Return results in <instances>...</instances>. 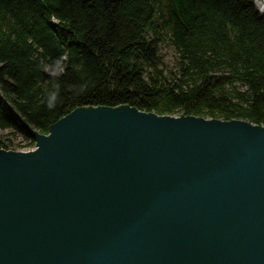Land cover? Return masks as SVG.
Listing matches in <instances>:
<instances>
[{
  "label": "water",
  "instance_id": "obj_1",
  "mask_svg": "<svg viewBox=\"0 0 264 264\" xmlns=\"http://www.w3.org/2000/svg\"><path fill=\"white\" fill-rule=\"evenodd\" d=\"M0 149V264H264V125L80 106Z\"/></svg>",
  "mask_w": 264,
  "mask_h": 264
},
{
  "label": "trees",
  "instance_id": "obj_2",
  "mask_svg": "<svg viewBox=\"0 0 264 264\" xmlns=\"http://www.w3.org/2000/svg\"><path fill=\"white\" fill-rule=\"evenodd\" d=\"M162 34L180 57L172 77ZM123 104L264 125V12L255 0H0V146L19 133L32 147L33 129L78 106Z\"/></svg>",
  "mask_w": 264,
  "mask_h": 264
},
{
  "label": "rangeland",
  "instance_id": "obj_3",
  "mask_svg": "<svg viewBox=\"0 0 264 264\" xmlns=\"http://www.w3.org/2000/svg\"><path fill=\"white\" fill-rule=\"evenodd\" d=\"M256 4L258 5V7L260 8L261 11L264 12V4L262 3L261 0H255ZM162 42L160 44V56L162 57V62H163V67L166 69L167 74L169 75V77L175 76L177 73H179V66H180V57H179V53L176 50L174 44L171 42L170 38L167 37L166 35L162 34ZM48 73H55L58 72V69H50L48 68ZM129 105V104H127ZM85 106V105H82ZM89 106H95V105H89ZM98 106V105H97ZM107 106V105H105ZM80 107V106H78ZM77 108V107H76ZM37 131L39 133V130L37 129H33V133ZM8 130H0V137L2 139H4L5 136H7ZM50 132V130H49ZM48 134V133H45ZM14 135V136H13ZM14 139H12V143L8 142V147L1 145L0 149H6V150H13V151H24V152H28V151H33L36 150L38 148L37 146V140L36 137L34 136V142L35 144H33L32 147H28L25 146L26 141H24L22 139V135H20L19 133L17 134H12L11 135Z\"/></svg>",
  "mask_w": 264,
  "mask_h": 264
},
{
  "label": "clouds",
  "instance_id": "obj_4",
  "mask_svg": "<svg viewBox=\"0 0 264 264\" xmlns=\"http://www.w3.org/2000/svg\"><path fill=\"white\" fill-rule=\"evenodd\" d=\"M58 98H59V88L49 93L47 97V107L49 108V110H52L57 106Z\"/></svg>",
  "mask_w": 264,
  "mask_h": 264
},
{
  "label": "bare ground",
  "instance_id": "obj_5",
  "mask_svg": "<svg viewBox=\"0 0 264 264\" xmlns=\"http://www.w3.org/2000/svg\"><path fill=\"white\" fill-rule=\"evenodd\" d=\"M262 1V3L264 4V0H261ZM263 8H264V6H263Z\"/></svg>",
  "mask_w": 264,
  "mask_h": 264
}]
</instances>
